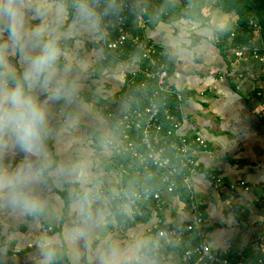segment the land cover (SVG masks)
<instances>
[{
	"label": "clouds",
	"instance_id": "9594fccd",
	"mask_svg": "<svg viewBox=\"0 0 264 264\" xmlns=\"http://www.w3.org/2000/svg\"><path fill=\"white\" fill-rule=\"evenodd\" d=\"M127 7L0 0V264L19 254L23 264H161L166 237L133 226L156 176L143 162L114 167L128 153L123 122L97 106L102 85H89ZM194 31L177 23L165 55H191Z\"/></svg>",
	"mask_w": 264,
	"mask_h": 264
},
{
	"label": "crops",
	"instance_id": "0c3cea01",
	"mask_svg": "<svg viewBox=\"0 0 264 264\" xmlns=\"http://www.w3.org/2000/svg\"><path fill=\"white\" fill-rule=\"evenodd\" d=\"M218 11L206 20L204 17L171 23L154 20L147 24L145 32L164 47L167 34L174 31L177 22L190 24L195 30L192 54L182 59L169 57L167 63L168 82L184 94L183 132L200 134L207 141V148L197 154L199 171L192 180V189L202 201L203 230L209 245L231 259L253 260L264 246V206L260 201L264 199V111L245 83L251 80L249 75L243 82L227 75L230 56L229 53L224 56L217 44V32L223 29L220 20L230 14ZM100 55L99 72L89 85L90 91L102 85L103 97L97 106L103 111V107L121 105L123 78L135 62L106 58L102 49ZM114 167L119 171L115 164ZM209 171L222 178L220 186H215L208 177ZM238 180H244L253 190L231 188L230 183ZM162 196L163 209H155L153 203L144 207V214L136 216L133 226L149 225L152 229L155 224L189 220L187 190L179 186L173 193L163 191ZM195 241L189 237L182 244H167L161 264H187L180 261L183 250L179 248ZM23 259V254L17 255V264H23Z\"/></svg>",
	"mask_w": 264,
	"mask_h": 264
},
{
	"label": "built area",
	"instance_id": "2783aa9c",
	"mask_svg": "<svg viewBox=\"0 0 264 264\" xmlns=\"http://www.w3.org/2000/svg\"><path fill=\"white\" fill-rule=\"evenodd\" d=\"M144 1L126 0L128 7L109 28L102 48L119 58L123 56L135 62L133 69L123 78L121 105L106 107V115L123 122V139L128 153L123 158L125 162L121 161L122 158L116 159L120 165L119 171L133 170L135 165L143 162L156 176L153 190L148 199L139 205L137 216H142L144 207L152 203L155 209L162 210L165 203L162 192L173 193L181 186L189 195V220L162 226L155 224L152 228L153 231L163 233L166 245L182 244L189 237L196 240L183 249L179 258L181 262L193 260L194 264H264V246L253 260H234L214 250L205 240L204 210L202 201L193 192L192 180L199 171L197 154L207 148V141L200 134L183 132L184 94L168 82L169 56L165 55L164 47L152 41L145 32L150 14L146 5L140 6ZM132 14H137L135 24L142 32L131 30L129 18ZM233 36L234 32H231L229 38ZM255 39L256 46L251 44ZM258 43L257 35L248 44L230 49L233 58L227 75L241 79L248 65L264 64V52L260 53ZM262 93L258 90L255 96L259 97ZM260 106L263 110L264 103L260 102ZM207 174L215 186L221 185L223 180L218 174L214 171ZM236 186L245 191L253 190L244 180L230 183L231 188ZM260 201L264 206V199Z\"/></svg>",
	"mask_w": 264,
	"mask_h": 264
},
{
	"label": "trees",
	"instance_id": "16d2710c",
	"mask_svg": "<svg viewBox=\"0 0 264 264\" xmlns=\"http://www.w3.org/2000/svg\"><path fill=\"white\" fill-rule=\"evenodd\" d=\"M203 0H193V5L191 11H186L185 5L188 0H179V5H166L165 0H153V4L146 6L148 8V13L150 14L148 24L153 22L154 20H163L166 23H171L174 21H179L180 19H195L201 14L200 8ZM147 2L145 0L143 3ZM215 4L217 8L222 13L233 14L235 16L234 27L236 31L234 32V36L230 39L229 36L231 34V30H219L217 32V44L219 45L222 53L227 55H231V59L228 62V67H230L231 60L233 58L232 54H230V49L235 47H240L242 45L248 44V41L252 39L255 35H258V49L260 53L264 52V0H216ZM143 5L142 2L140 6ZM145 5V4H144ZM203 6V5H202ZM137 19V14L130 15L129 18V26L131 30L136 32H142V29H139L135 22ZM257 27H255V26ZM230 39V40H229ZM106 58L110 59L111 57L118 58L124 60L123 56L121 58L115 56L111 52H107ZM107 60V59H106ZM254 66L256 64L254 63ZM255 91H257L255 89ZM255 94V93H254ZM257 102L264 103V92L256 97ZM103 111L105 115L107 114V110ZM264 111V108L263 110ZM107 116V115H106ZM264 119V117H263ZM121 161L125 162V159H121ZM115 165L119 168V163L115 161ZM131 170L127 169V171ZM181 251L183 247L179 248ZM187 264H194L193 260L187 262Z\"/></svg>",
	"mask_w": 264,
	"mask_h": 264
},
{
	"label": "rangeland",
	"instance_id": "374dc122",
	"mask_svg": "<svg viewBox=\"0 0 264 264\" xmlns=\"http://www.w3.org/2000/svg\"><path fill=\"white\" fill-rule=\"evenodd\" d=\"M215 1L216 0H203L202 1L203 6L201 5V8H200L201 14H199L198 19H201L200 17H202V19H203V17H204L206 20L209 16L214 14L215 10L218 9L216 4H215ZM142 4L143 5L145 4L146 6H148V5L151 6V4H153V2L147 0V2H145V3L142 2ZM209 5H211V7H207ZM218 12L221 13L220 10ZM234 19H235V16L233 17V14H230L229 17L223 18L222 20H220V23L223 26L222 30L229 29L232 32H235L236 28L234 27V24H233ZM255 36H257V35H255ZM256 41H257L256 39L253 40V42H251V44L256 46L257 45ZM229 56H231V55H229ZM230 59H231V57H230ZM245 72H246L245 76L239 80L237 78V82L238 81L243 82L245 79H247V76L249 75L251 80L250 81L248 80L245 82L248 84L249 88H251V90L254 93H256L258 90H261L262 92H264V64L263 65H256V66L250 64V65H248V68L246 69ZM255 89L257 91H255Z\"/></svg>",
	"mask_w": 264,
	"mask_h": 264
}]
</instances>
